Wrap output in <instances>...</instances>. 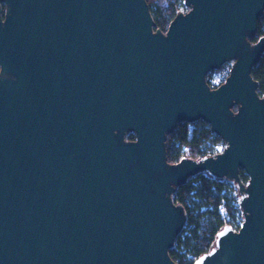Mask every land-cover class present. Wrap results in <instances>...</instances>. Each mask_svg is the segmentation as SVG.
Returning a JSON list of instances; mask_svg holds the SVG:
<instances>
[{
  "label": "water",
  "instance_id": "water-1",
  "mask_svg": "<svg viewBox=\"0 0 264 264\" xmlns=\"http://www.w3.org/2000/svg\"><path fill=\"white\" fill-rule=\"evenodd\" d=\"M183 4L164 33L146 0H0V264H177L172 196L202 171L243 220L196 264H264V0ZM198 120L225 147L169 163L166 135Z\"/></svg>",
  "mask_w": 264,
  "mask_h": 264
},
{
  "label": "trees",
  "instance_id": "trees-1",
  "mask_svg": "<svg viewBox=\"0 0 264 264\" xmlns=\"http://www.w3.org/2000/svg\"><path fill=\"white\" fill-rule=\"evenodd\" d=\"M153 18L154 30L166 32L170 22L174 19L183 5V0H146ZM264 35V10L257 19L255 35L250 38L255 42ZM222 72V67L220 70ZM222 75L220 81L207 84L216 88L226 77ZM252 77L258 83V94H264V52L257 64L251 70ZM133 133L127 134V140H133ZM223 140L210 130L202 120L195 122L180 121L176 128L166 135V158L169 163H176L182 158L198 160L205 156L218 153L219 147H224ZM243 182L247 176L240 171ZM173 201L182 207L185 219L179 235L175 240L169 255L177 264H196V260L207 253L214 245L217 233L224 225L238 229L243 220L238 205L239 193L237 186L230 180L216 178L205 171L188 176L176 187Z\"/></svg>",
  "mask_w": 264,
  "mask_h": 264
},
{
  "label": "rangeland",
  "instance_id": "rangeland-1",
  "mask_svg": "<svg viewBox=\"0 0 264 264\" xmlns=\"http://www.w3.org/2000/svg\"><path fill=\"white\" fill-rule=\"evenodd\" d=\"M185 9H187V7H185L184 4H183V5L181 6L180 11L182 12V11H184ZM232 63H233V61L225 62V63L221 66V67H222V72L219 71L221 67H220L218 70H212V71L208 72V73L206 74V80H207V79L210 80L213 84L218 83V82L220 81L222 75H226V72L229 71L230 66H231ZM125 139H127V135L125 136ZM224 147H225V145H224ZM224 147H223V148H224ZM223 148H222V146H220V147H219V150L222 151Z\"/></svg>",
  "mask_w": 264,
  "mask_h": 264
},
{
  "label": "built area",
  "instance_id": "built-area-1",
  "mask_svg": "<svg viewBox=\"0 0 264 264\" xmlns=\"http://www.w3.org/2000/svg\"><path fill=\"white\" fill-rule=\"evenodd\" d=\"M211 88H213V87H211ZM234 183V182H233ZM235 184V183H234ZM236 185V184H235ZM237 186V185H236ZM238 205H239V197H238ZM240 225H241V223H240Z\"/></svg>",
  "mask_w": 264,
  "mask_h": 264
}]
</instances>
